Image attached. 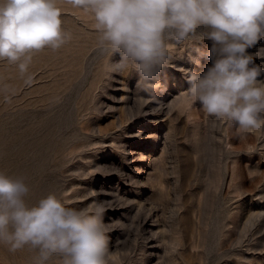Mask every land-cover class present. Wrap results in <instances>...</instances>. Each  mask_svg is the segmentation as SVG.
<instances>
[{"label":"rangeland","instance_id":"rangeland-1","mask_svg":"<svg viewBox=\"0 0 264 264\" xmlns=\"http://www.w3.org/2000/svg\"><path fill=\"white\" fill-rule=\"evenodd\" d=\"M57 3L71 39L33 53L24 74L0 60V172L24 179L29 203L100 205L106 264H264V129L245 133L186 95V71L211 64L190 62L191 44L211 41L174 44L161 87L143 93L134 71L110 70L120 56L98 45L92 16ZM247 52L264 69V39ZM36 257L0 244V264Z\"/></svg>","mask_w":264,"mask_h":264},{"label":"clouds","instance_id":"clouds-1","mask_svg":"<svg viewBox=\"0 0 264 264\" xmlns=\"http://www.w3.org/2000/svg\"><path fill=\"white\" fill-rule=\"evenodd\" d=\"M88 12L102 50L119 54L111 71H134L137 88L161 87L160 71L174 44L211 41L206 53L191 44L189 61L199 55L211 64L187 70L186 95L211 117L234 123L245 133L264 129V69L247 50L264 39V0H66ZM57 0H0V60L28 71L33 53L59 50L70 39ZM196 53L197 55H193ZM23 178L0 172V244L15 253L36 252L35 264H106L108 227L103 208L67 207L55 194L29 203Z\"/></svg>","mask_w":264,"mask_h":264},{"label":"bare ground","instance_id":"bare-ground-1","mask_svg":"<svg viewBox=\"0 0 264 264\" xmlns=\"http://www.w3.org/2000/svg\"><path fill=\"white\" fill-rule=\"evenodd\" d=\"M258 55H260V54H258ZM260 59H261V58H260ZM12 65L14 66V64H12ZM10 67H11V66H10ZM10 67H9V68H10ZM16 67H17V66H16ZM16 67H13V70H14V68L16 69ZM11 68H12V67H11ZM17 68H18V67H17ZM7 69H8V65H7ZM16 70H17V69H16ZM18 70H19V69H18ZM18 70H17V71H18ZM8 71H9V69H8ZM8 71H7V72H8ZM11 71H12V70H11ZM14 71H15V70H14ZM0 72H2L1 69H0ZM3 73H4V71H3ZM13 73H15V72H13ZM8 75H11V74H8ZM2 76H3V75H2ZM6 76H7V73L5 74V77H6ZM3 77H4V76H3ZM0 78L3 79L2 77H0ZM158 108H159V107H158ZM147 109H148V108H147ZM155 109L157 110V108H155ZM156 110H155V111H156ZM163 110H165V109H163V107H162V108L159 110V112H162ZM148 111H149V110H148ZM156 113H157V112H156ZM119 192H120V191H119ZM124 204H125V203H124ZM147 217H148V216H147ZM145 219H146V218H145ZM154 245H155V244H154ZM5 259H6V261L9 263V260H7V258H5ZM6 261H5V262H6ZM7 262H6L5 264H7Z\"/></svg>","mask_w":264,"mask_h":264}]
</instances>
